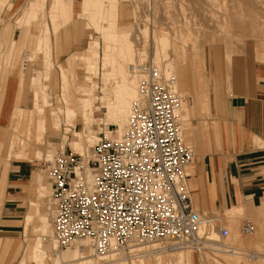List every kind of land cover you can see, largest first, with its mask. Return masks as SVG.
<instances>
[{
  "label": "rangeland",
  "instance_id": "1",
  "mask_svg": "<svg viewBox=\"0 0 264 264\" xmlns=\"http://www.w3.org/2000/svg\"><path fill=\"white\" fill-rule=\"evenodd\" d=\"M10 1L14 2V7L13 5L10 6ZM73 1L75 3L71 2L70 4L68 2V6L75 8L73 14L69 17L70 19L66 18V16L63 14L58 13L55 24V22L53 23V16L51 15L52 0H0V31L2 28L7 29L11 28L12 26V33H5L3 34L2 39H0V141L2 138H4L3 142H0V168L4 164L5 170H7L5 161L6 156H4L5 154L1 155V148L2 144H4V147L7 146V140L9 139L7 137L12 135V131L10 129L8 130L7 125L9 124L8 122L10 120L11 110H13L15 107V104H12L8 113V117L5 119L1 118V111L3 110L4 105L2 100L5 98V91L7 90L6 76L9 73H15L17 77L21 74L24 75V83H20L19 78L16 77L18 85L15 103L18 102L17 104L19 106H22L26 109L34 107L33 100L35 88L33 86V80L36 78L39 79L41 83V91H44L43 88L45 87V91L49 96V100L51 103H53L51 109L56 110L58 107L62 106V97H64V91L62 88L64 86L62 84L64 81L62 78L61 68H67L70 58H74L75 56L81 54H92L93 49L91 48H93L95 45L94 42L96 41L99 43V46L97 48L94 47L95 51H97L100 55H103L104 53L106 41L103 32H100L97 28H94L95 26H93L89 16L84 14L80 15V4L82 0ZM108 2V0H105L104 3L109 7L111 4ZM117 3V23L120 25V27H122V29L125 27L123 31L131 34V39L133 40V43L135 42L134 46L137 53L138 51H142L144 49L143 45H145L143 42L145 37L143 39V36L146 33H144L142 29L148 31L146 40L148 41L149 47L147 48V56L143 57L142 61H149L153 59V37L158 36L159 34H167V36L170 38V42L173 43H171V45H176L179 48L180 53L182 55L185 54L186 69L188 68L190 71H188L190 73L189 86L186 87L183 93L182 91L180 93L187 97V101L184 104H186L188 109L190 108L189 112L191 110L189 113L191 114L189 115L191 117H187L188 119L185 122L183 120V125L186 129L188 142L191 143L195 148L196 158L191 168V174L194 177L195 175L193 173L196 172L197 160H201L207 152H216L218 149H220V135L218 122L216 121L218 116L215 113L213 99L210 92L209 78H212L210 71H212L213 76L217 78L219 75H221L222 68L225 67L227 79L230 81L233 75V66L235 65H239L242 70L244 69V72L250 76V79L254 77L256 70L264 69V38H256L257 35L255 37L253 34L240 31L242 30L241 28L247 26L245 24L250 25L254 22L258 28L260 27V30L263 27L262 29L264 31V0H254L252 3L248 2L249 5L245 0H118ZM31 10L35 11V16H32L30 20H28L27 15ZM68 16L69 15H67V17ZM246 16L248 18H246ZM110 17L111 19L113 18L108 14L105 16V18L102 20L103 26H108L109 21L111 20ZM257 19H259V21ZM64 20L67 21L64 22ZM240 20L246 22H241ZM28 21L29 24H26ZM57 25L59 26L57 27ZM47 28H49L51 39L46 46L45 29ZM56 28L58 29L56 30ZM238 28H240V30H238ZM200 31L202 32L200 33ZM239 31L242 33L240 34ZM15 34H21V39H15ZM22 34H27V36L23 39ZM29 36L32 37L31 42H29ZM210 36L212 39H208ZM227 37L230 39L228 41L229 44L226 42L228 40ZM174 42L177 44H174ZM114 43L116 42L114 41ZM228 45L233 48V51L232 48L230 50V52H233V54L228 53L227 50L230 48ZM171 48L172 49H168L170 51L167 50V55L169 54V56L171 55L170 57H174L175 55H173V47ZM149 52L150 54H148ZM230 55H233V64L231 61H229L231 58L227 59L230 57ZM140 58L141 57L139 55L136 56L134 63L138 60L141 61ZM23 61L28 64L24 73L21 71L24 63ZM199 61L201 63L198 65ZM163 64L166 65L167 62L163 61ZM195 64L199 68L201 65L200 73L197 72V81L194 73ZM81 66V61H77V63L74 65L78 75L75 77V81L83 79L84 71L82 70ZM229 68H231V71ZM46 74H49L48 79L46 78ZM101 75L102 73L95 76V80H98V83L100 82V89L97 90L99 95L101 94L100 92L102 87ZM174 77H178V75H175ZM178 78L176 80H178ZM259 78L260 77H258V79ZM72 79L73 78H70V81H72L71 83L74 82V79ZM21 85L24 86L22 87ZM231 86L230 91L227 89L229 96L233 95L234 88L232 89ZM20 89L21 91H19ZM201 97L203 99H201ZM97 105L99 107V117L94 120L91 125L85 126L83 132H85V134L92 133L97 135L99 138L101 136V132L108 133L111 136H116L119 130L118 126L108 121L106 110L101 106L103 105L101 101L97 100ZM44 109L47 111V107H44ZM59 120L62 126L61 132H56V134L53 133L54 130L48 129V137L46 135V144L43 146L44 157L39 161H31L34 168L31 176L28 179L29 181L32 175H34V172H37V174L41 176V181L48 185L50 189L47 192V196L45 198H37V206L40 205L38 207H40L42 211H45L47 216L50 218V226L47 229L48 232L46 233V236H50L51 234L52 217L54 215L52 187L50 184L48 166L50 165L51 161H54L56 155L60 151H69L70 149H73L71 143L74 140V131H80L82 128V124L77 121L75 122V125H73L74 127L72 125H68L62 115H60ZM187 125L189 127H187ZM72 127V131L67 130L66 132V129H72ZM196 129L201 131L200 133L202 134V141L200 144H196L194 141V130ZM49 131L54 135L50 134ZM64 136H67L68 138L64 140ZM217 143H219V146ZM87 147L86 149L88 150L89 148ZM4 150L6 149L4 148ZM49 153L55 154V157L53 155L49 156ZM9 160L12 159L10 158ZM190 186L191 189L195 191L193 193V198L197 204H200L201 209H203L202 211L207 214L216 212V214L220 216L222 214L223 222L221 225L227 226L230 229L231 236L226 240H220L218 238L220 236L218 235L219 232L216 230L214 232L213 238L216 240L219 239L220 241L213 243L215 245L212 244L214 250L204 251L203 253H198L192 249L190 251L188 248L165 249L163 246L166 244H162L163 246H161L167 252H160V254L157 252L158 254L155 253L156 255L150 252L148 253L149 248L144 249L140 251V254L145 255L144 258L147 260L148 264H156V256L161 255V257H169L170 255H173L174 252L178 251H183L182 253L185 255L190 254L193 260L192 264H238L239 262L231 261L230 259L231 257H235L234 255H231L233 253L223 252L225 250L221 245H223L224 242L235 244L239 248L244 249L245 252H257L256 258H250L249 256H244L243 254V256L240 255V259L245 264H264V260L261 259V257H264V224L260 220L255 219L254 216L249 215L247 210H244L242 207V209H238L235 212L236 218L230 219L228 214L230 208L220 211L215 206V193H213V191L211 192L212 185L209 183L205 184L199 179L192 178L190 180ZM199 188L201 189V193L198 192ZM23 191V212L20 215L21 221L19 222V226L15 228V237H2L0 233V264H68L66 262L68 260V254L71 253L78 245L75 246L74 244V246L67 247L59 246L57 250H52L51 243L53 241H44V245L49 248V257H47L45 261L40 262L32 258L31 249L36 243L38 237L43 234L41 232H36V230L33 228L28 234L24 232L23 219L26 218V215L29 214V212L32 210V207L31 204L28 206V198L26 199L27 205L24 204V198L27 196L29 197V192L28 190L25 191L24 189ZM236 207L238 206L233 208L236 209ZM244 218H250L256 223L257 230L254 236L253 234L242 235L239 233V228ZM40 225L41 224L38 222L35 225V228ZM259 238L262 239L260 244L257 242L259 241ZM78 243L83 247L87 246L89 248V250L86 251V255L91 256L92 259L96 258L95 255L104 254L107 252L98 253L93 249V245L92 247L90 243L87 244V241H79ZM135 253L132 254L129 252H122L120 257L125 259L127 262H131V259H133L132 257L136 255ZM23 258H25V261ZM149 259L152 263L149 261Z\"/></svg>",
  "mask_w": 264,
  "mask_h": 264
},
{
  "label": "built area",
  "instance_id": "2",
  "mask_svg": "<svg viewBox=\"0 0 264 264\" xmlns=\"http://www.w3.org/2000/svg\"><path fill=\"white\" fill-rule=\"evenodd\" d=\"M131 71L139 92L124 134L111 138L101 132L86 153L60 151L48 166L53 234L64 247L89 238L98 253L116 248L134 254L136 246L153 242L198 253L214 250L211 244L231 231L221 225L222 214L205 213L193 198L196 153L180 111L187 97L153 59L132 64ZM216 230L220 240L213 238ZM256 230L254 220L244 218L239 233ZM221 246L245 252L235 244ZM247 253L257 257L256 251Z\"/></svg>",
  "mask_w": 264,
  "mask_h": 264
},
{
  "label": "bare ground",
  "instance_id": "3",
  "mask_svg": "<svg viewBox=\"0 0 264 264\" xmlns=\"http://www.w3.org/2000/svg\"><path fill=\"white\" fill-rule=\"evenodd\" d=\"M108 1L111 4L109 7L106 6L107 4L105 5V3H104L105 0H82L81 4H80L81 5L80 15L84 14V15L89 16L91 18L93 26H95L94 28H97L100 32L101 31L103 32V35H104V38L106 41L103 55H100L97 51H95L94 47L97 48L99 46V43L96 41V42H94L95 45L93 46V48H91V49H93L92 54H87V55L81 54V55L75 56L74 58L69 59L67 68H64L61 66L62 67L61 73H62V78L64 81V83H62L64 85L62 87L63 91H64V94H63L64 97H62V106L58 107L56 110L51 109V106L53 103L50 102L49 96H48L47 92L45 91V87L43 88L44 91H41V89H40L41 83H40L39 79H36L33 77L34 78L33 86L35 88L34 89V100H33L34 101V107L26 109V108H23L22 106H19L17 104L18 103L17 102V103H15L14 109L11 111L10 120L8 122L9 124L7 125L8 130L10 129L12 131V133H11L12 135L9 137L8 143H7L8 160L10 158L11 159H17V160H25V161H34V160L39 161V160H41L44 157L43 146L46 144V135L48 133V129L54 130V132H57V133H60L62 130V126H61V123L59 120L60 115H62L64 117L67 124L70 126L75 125L76 121L82 124V128L80 131H78V130L74 131V134H73L74 140L72 141L71 146H72L73 150L78 151L79 153H86L88 151L86 149V147L95 144L96 141L99 139V137L97 135H94L92 133L85 134V132H83L85 129V126L91 125L94 122V120H96L99 117V107L97 105V100L101 101V103L103 104L101 106L106 110L108 121L112 124L114 123L119 128L118 134L116 136H111L108 133H106V135L108 137H111V138H120L124 134V132H125L124 131V125H125V129H126L128 117L132 111L134 100L137 98L138 92H139V89H138L139 78L137 75L131 73L132 72L131 71V65L134 64V60H135L136 56L139 55L141 57L140 58L141 61H142L143 57L147 56L146 55L147 54V48L149 46H148V41L146 40V38H147L148 31L142 29V31H144V33H146L143 36V39L145 37V40L143 41L145 43V45H143L144 49L140 52L138 51V53H137L135 46H134L135 42L133 43V40L131 39V37H132L131 34H129L126 31H123V29L125 27H123V29H122V27H120V25L117 23L116 19H117V14H118V3H117L118 0H108ZM245 1L247 3L248 2L252 3L254 0H245ZM68 2L70 4H71V2L75 3L73 0H52V8H51L52 14L51 15L53 16V23L55 22V24H56V16L58 13L65 15L66 18H69L73 14L75 8H73V7L71 8L70 6H68ZM249 3H248V5H249ZM242 4H244V3H242ZM250 7H251V5H250ZM244 12H246V11H244ZM66 14L69 16L67 17ZM107 14L111 15L113 18L111 19V17H110L111 20L110 21L108 20L109 21L108 26H103L102 20L105 18V16H107ZM242 14H244V13H242ZM27 16H28V20H30V18L32 16H35V11L31 10ZM235 16H237V15H235ZM255 16H257V15H255ZM253 17H254V15H253ZM246 18H248V17L246 16ZM257 20L259 21V19H257ZM65 21H67V20H64V22ZM243 22H246V21H243ZM238 23H239V21H238ZM247 23H249V22H247ZM254 23H251V24L249 23L250 25L245 24L247 26H244V24H243L244 27L241 28L242 30H240V28H238V30L243 31L245 33L253 34L255 37L257 35L256 38H264V34H263L264 31L262 29L263 27L261 28V30H262L261 31L259 29L260 27L258 28ZM26 24H29V21ZM235 24H237V23H235ZM58 26L59 25H57V27ZM241 26H242V23H241ZM237 27H235V28H237ZM57 29L58 28H56V30ZM45 30H46L45 31L46 32V36H45L46 42L45 43L47 46V43L50 42L51 36L49 34L50 33L49 28H47ZM129 31H130V28H129ZM240 31H239V33L241 34L242 32H240ZM201 32L202 31H200V33ZM232 33H233V31H232ZM236 33H238V32H236ZM181 34H183V33H181ZM153 38H154L153 39V45H152L153 60H155L156 62H158L162 66V69H163V71L167 77L174 78L176 88L178 89L179 92L182 91V93H183V91L186 89V87L189 86V77H190V73H189L190 71L188 70V68L186 69L185 54L182 55L179 51V48L176 45H174V46L171 45L172 42H170V38H169V36H167V34H159L158 36H155ZM208 39H212V37L210 36ZM227 39H228V37H227ZM229 40L230 39H228L226 42L228 43ZM114 41L116 43H114ZM150 44H151V42H150ZM174 44H177V43L174 42ZM170 46L173 47V50H174L173 55H175L174 57L173 56L170 57L171 55L169 56V54L167 55V52L170 51L168 49H172ZM261 46H262V44H261ZM89 47H90V45H89ZM231 48L232 47H230L228 50L226 49L229 54L230 53L233 54V52H230ZM210 49H211V47H210ZM232 51H233V48H232ZM171 52H172V50H171ZM148 54H150V52ZM232 56L230 55V57H228L227 59L231 58V60L229 59V61H231V63L233 64ZM77 61L82 62L81 67H82V70L84 71L83 72L84 73L83 79L79 80V81L78 80L75 81L76 80L75 77H77L78 75H77V72L75 70L76 68H74V65H75V63H77ZM163 61L164 62L166 61L167 64L164 65ZM78 63H80V62H78ZM200 63L201 62L199 61L198 65ZM25 64H26V62L23 63V67L21 69V71L23 73L26 70ZM49 64H51V63H49ZM232 64H230V65H232ZM200 68H201V65H200ZM200 68L197 67L195 64V69H194L195 78L197 77V72L200 73ZM231 68H232V66H231ZM231 68H229L230 71H231ZM47 69H49V68H47ZM101 69H102V72H101ZM100 73H102V75H101L102 76V80H101L102 81V87H101V92H100L101 94L99 95L97 93V90L100 89V85H99L100 82L98 83V80H95V76L97 74H100ZM174 74L178 75L179 78L174 77L175 76ZM23 76L24 75H22V74L19 76L20 83L21 82L24 83L25 78ZM48 77H49V74H46L47 79H48ZM70 78L74 79L73 83H71L72 81H70ZM177 78H178V80H176ZM196 81H197V78H196ZM21 86L23 87L24 85H21ZM199 88H200V85H199ZM19 91H21V89ZM22 92H23V90H22ZM18 96H19V94H18ZM17 98H19V97H17ZM201 99H203V98L201 97ZM44 107H47V111H46V109H44ZM189 109L186 107V104H184V103L182 104L180 111H181V116H182V119L184 120V122L188 119L187 117H191V116H189V115H191V114H189L191 112V110L189 112ZM73 127H72V129H70V128L66 129V132H67V130L72 131ZM187 127H189V126L187 125ZM67 138H68L67 136H64V140H66ZM3 140H4V138H2V140L0 142H3ZM62 147H64V146H62ZM87 148H89V147H87ZM52 155L54 156L55 154L49 153V156H52ZM191 168H192V166H191ZM94 172L95 171L89 173V175H88V179L91 182L93 181ZM190 172H191V169H190ZM41 180H42L41 176L38 175L37 181H38L39 186H38L37 191H36L38 195L35 197V199L31 200L30 204H31L32 210L29 212V214L26 215V218L24 219V223H23L24 232L26 234H28L32 228L34 230H36V232H41L43 234V235L38 237L36 243L33 245L32 249H31L32 258H34V260H37L39 262L45 261L46 258L49 257V254H48L49 248L44 245V241H50V242L53 241L51 243L52 244V250H57V248L59 246H61L58 239L55 237V235H53V223H52V231H51L50 236L49 235L46 236V233L48 232L47 229L50 226V222H49L50 218L47 216L45 211H42L40 209V207H38L40 205L37 206V198H39V197L45 198L47 196V192L50 189H49V186L44 184V182H42ZM194 192L195 191H193V193ZM238 209H242V208L240 206H238V207H236V209L233 208V209L229 210L228 214H229L230 219L236 218L235 212ZM38 222L41 225L35 228V225ZM79 241H87V244L90 243L92 246V243H91L92 241L89 238L77 240L74 244H75V246H77V245L78 246L75 247L73 249V251L68 254V260L66 261L68 264H91V263H93V264H98V263H104V264H148L147 260L144 258L145 255L140 254V251L149 248L148 253L150 252V253L155 254V253L159 252V254H160V252H167L165 250L166 248L170 249V247L163 246L162 243L153 242V243L146 244V245H140V246L138 245L134 249H132L133 252H136L135 253L136 255H134V257H132L133 259H131V262H127V261H125V259H122L120 257L121 254H119L116 251L117 250L116 248H111V249L107 250V252L103 251L106 253L95 255L96 258L92 259L91 256L86 255V251H88L89 248L87 246L83 247L82 245H79V243H78ZM74 244L71 246H74ZM161 245L165 249H163ZM213 245H215V244H213ZM174 248H181V247H171V249H174ZM93 249L95 250L94 247H93ZM218 250L221 251L220 249H218ZM224 250L225 251H223V252L233 253L231 255H234L235 257H231L230 259H231V261L239 262L238 264H245L240 259L241 256L247 255L250 257V254L247 253V251L237 253V252L226 251V249H224ZM190 251H191V249H190ZM182 252L183 251L174 252L173 255H170L169 257H161V255L156 256V264H192V261H193L192 256L190 254L185 255ZM231 255H229V256H231ZM224 256H226V255H224ZM250 258H254V257L251 256ZM23 260L25 261V258H23ZM23 260H22V262H23ZM149 261H150V259H149ZM94 262H96V263H94Z\"/></svg>",
  "mask_w": 264,
  "mask_h": 264
},
{
  "label": "crops",
  "instance_id": "4",
  "mask_svg": "<svg viewBox=\"0 0 264 264\" xmlns=\"http://www.w3.org/2000/svg\"><path fill=\"white\" fill-rule=\"evenodd\" d=\"M11 5L14 7L13 1H10ZM5 33H12V26L1 29L0 39ZM26 36L27 34H22L23 39ZM15 39H21V34H15ZM31 39L29 36V42ZM241 70L239 65L233 66V78L231 77L230 81L227 79L225 67L222 68L221 75H217L218 79L210 71V92L218 116L216 121L220 149L216 152L209 150L211 152L197 160L193 178L212 185L211 192L215 193L214 204L218 210L243 206L249 215L264 224V69L256 70L251 79L244 69ZM16 77L15 73L6 76L7 90L1 111V118L4 119L8 117L12 104H15L18 85L16 79L19 76ZM230 86L234 88L231 96L227 92V89L230 91ZM53 133L50 134L54 135ZM194 141L196 144L202 141V134L200 135L198 129L194 131ZM217 144L219 146V143ZM7 153L8 147L2 144L1 155L6 156L7 170L4 164L0 168V233L2 237H15V228L19 226L23 212V189L29 192V197L24 198V204L28 198L29 206L31 200L37 196L38 174L34 172L33 178L28 181L33 172V163L17 159L8 160ZM198 192L201 193L200 188ZM261 240L259 238L257 242L260 244ZM261 259L264 260V257Z\"/></svg>",
  "mask_w": 264,
  "mask_h": 264
}]
</instances>
